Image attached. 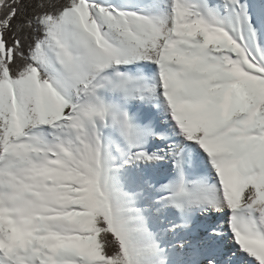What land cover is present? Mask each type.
<instances>
[{
  "label": "snow or ice",
  "instance_id": "6c2138e0",
  "mask_svg": "<svg viewBox=\"0 0 264 264\" xmlns=\"http://www.w3.org/2000/svg\"><path fill=\"white\" fill-rule=\"evenodd\" d=\"M0 264H264V0H0Z\"/></svg>",
  "mask_w": 264,
  "mask_h": 264
},
{
  "label": "bare ground",
  "instance_id": "6f19581e",
  "mask_svg": "<svg viewBox=\"0 0 264 264\" xmlns=\"http://www.w3.org/2000/svg\"><path fill=\"white\" fill-rule=\"evenodd\" d=\"M254 2H258V0H254Z\"/></svg>",
  "mask_w": 264,
  "mask_h": 264
}]
</instances>
